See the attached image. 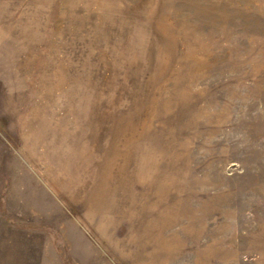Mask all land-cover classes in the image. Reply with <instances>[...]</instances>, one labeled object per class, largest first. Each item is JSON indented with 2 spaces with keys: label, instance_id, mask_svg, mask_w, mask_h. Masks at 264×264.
Instances as JSON below:
<instances>
[{
  "label": "rangeland",
  "instance_id": "374dc122",
  "mask_svg": "<svg viewBox=\"0 0 264 264\" xmlns=\"http://www.w3.org/2000/svg\"><path fill=\"white\" fill-rule=\"evenodd\" d=\"M0 264H264V0H0Z\"/></svg>",
  "mask_w": 264,
  "mask_h": 264
}]
</instances>
